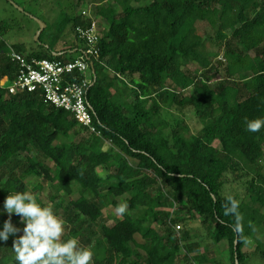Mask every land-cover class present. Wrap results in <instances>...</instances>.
<instances>
[{
    "label": "trees",
    "instance_id": "obj_1",
    "mask_svg": "<svg viewBox=\"0 0 264 264\" xmlns=\"http://www.w3.org/2000/svg\"><path fill=\"white\" fill-rule=\"evenodd\" d=\"M96 1L87 9L107 27L86 99L101 138L40 93L8 91L18 74L10 48L66 62L85 43L76 36L80 46L28 53L1 37L0 22V209L9 192L31 191L66 222L62 239L77 238L94 264H223L192 241L197 218L207 239L228 246L231 264H247L248 241L264 260V128L246 131L264 118V0ZM73 22L75 31L91 21L80 13ZM191 65L196 74L183 70ZM187 109L201 131L177 121L168 134L163 112ZM230 175L247 178L243 201L224 195ZM228 197L239 202L240 232L224 214ZM119 198L126 210L107 224L104 211L118 210ZM7 219L0 215V227ZM12 241L0 242V264H17Z\"/></svg>",
    "mask_w": 264,
    "mask_h": 264
},
{
    "label": "rangeland",
    "instance_id": "obj_2",
    "mask_svg": "<svg viewBox=\"0 0 264 264\" xmlns=\"http://www.w3.org/2000/svg\"><path fill=\"white\" fill-rule=\"evenodd\" d=\"M96 2V0H0V22L6 23V31L1 37L10 46L21 47L28 53L32 52V50H44L48 47H52L55 51H61L79 45L80 43L77 41V35L73 28V20L80 15L82 10L87 9V7L94 8ZM145 3L143 1L141 4ZM40 23H43L45 28L40 37L37 38V34L41 28ZM102 25L101 30L107 27L105 22ZM70 56L72 54H66L67 58ZM197 69H199L198 65L183 68L185 72L189 71L192 74H196ZM198 75L200 76L201 73ZM208 77L213 82L219 78L212 71L208 72ZM126 81L129 82L128 78ZM190 93L191 89L184 92V94ZM162 116L171 126L167 130L168 134L177 121H182L187 124L190 133L194 135H197L202 129V124L192 109H187L181 114L177 112H163ZM100 173L102 174V171ZM246 181L247 178L235 179L234 176L230 175L229 183L224 190V195L235 196L238 201H243L246 198ZM42 199L46 204L48 203L45 197ZM116 204L121 206L124 204V200L119 198ZM177 208L179 212H184L181 206ZM104 213L103 219L107 224H112L116 219L122 218L121 214L113 205L107 206ZM192 224V231H190L192 241L201 243L206 249L209 248L208 259L214 258L216 262L220 263L222 261L223 264H231L228 246L225 243L214 245L207 239L206 230L200 223V219L197 218ZM21 226L24 225L21 224ZM66 232L67 229L64 235ZM256 247L257 245L253 241H248L246 244L244 248L246 254H244L246 256L250 254V257H247L250 258L247 264H264V260L259 257V254L255 253Z\"/></svg>",
    "mask_w": 264,
    "mask_h": 264
},
{
    "label": "clouds",
    "instance_id": "obj_3",
    "mask_svg": "<svg viewBox=\"0 0 264 264\" xmlns=\"http://www.w3.org/2000/svg\"><path fill=\"white\" fill-rule=\"evenodd\" d=\"M264 128V118L246 122V131L258 133ZM231 207L224 205V214L235 217L234 229L242 230L243 217L239 212V202L228 197ZM126 206L118 208L124 213ZM8 214V219L0 227V242L13 238L12 249L17 264H94V253L82 247L77 238L63 240L66 222L55 213L51 205H42L31 191L9 192L0 215ZM13 215L20 218L23 228L13 223Z\"/></svg>",
    "mask_w": 264,
    "mask_h": 264
},
{
    "label": "built area",
    "instance_id": "obj_4",
    "mask_svg": "<svg viewBox=\"0 0 264 264\" xmlns=\"http://www.w3.org/2000/svg\"><path fill=\"white\" fill-rule=\"evenodd\" d=\"M91 22L77 26V38L85 43L82 56L72 61H50L27 58L10 48L9 57L18 66L15 80L8 86L10 94L40 93L46 104L65 110L83 127L101 138V132L93 125V116L87 104V87L92 83V59L99 56L101 40L97 19L89 9L81 11ZM180 227L176 226V231Z\"/></svg>",
    "mask_w": 264,
    "mask_h": 264
},
{
    "label": "water",
    "instance_id": "obj_5",
    "mask_svg": "<svg viewBox=\"0 0 264 264\" xmlns=\"http://www.w3.org/2000/svg\"><path fill=\"white\" fill-rule=\"evenodd\" d=\"M40 24H41V28H40V31H39L38 34H37V38L40 37V35H41L43 29L45 28V25H44L43 23H40ZM58 55H60V54H56V53H54V56H58ZM91 66H92L93 75H94V74H95V72H94V65L91 64ZM92 85H93V84H92ZM237 243H238V241L236 240V242H235V249H237ZM236 262H237V264H238V261H236Z\"/></svg>",
    "mask_w": 264,
    "mask_h": 264
}]
</instances>
